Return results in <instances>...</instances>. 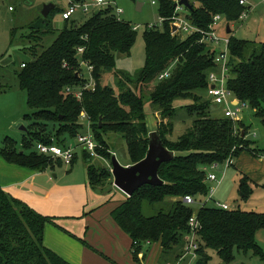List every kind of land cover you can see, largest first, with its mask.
Listing matches in <instances>:
<instances>
[{"label":"trees","instance_id":"trees-1","mask_svg":"<svg viewBox=\"0 0 264 264\" xmlns=\"http://www.w3.org/2000/svg\"><path fill=\"white\" fill-rule=\"evenodd\" d=\"M156 1L159 16L164 20L161 26L145 27L144 64L134 74L116 69L117 54L130 55L137 40L138 31L131 22L118 19L112 8H107L79 25L72 19H65L61 26L54 25L56 12L62 14L65 10L56 5L43 18V26L30 33L31 41L36 42L29 47L34 49V59L23 62L25 65L16 72L18 85L26 91L27 105L33 110L32 115H24L30 122L24 135V148L17 149L16 141L5 137L0 154L9 163L42 171L53 162L33 150L35 142L52 143L49 133L54 132L59 141L56 143L67 144V140L83 133L82 115L86 112L97 143L96 154L111 161L115 151L105 134H121L127 148V164H134L148 151V116L160 113L162 120L157 130L163 144L174 153V158L159 168L164 184L144 185L118 202L111 212L132 239L134 259L140 261V253L145 257L148 246L156 244L180 264L190 242L189 220L194 213L199 221L194 264H209L211 252L224 264H233L237 252L264 259V249L257 240L258 232L264 229V212L239 207L226 210L211 204L193 207L183 202L185 195L196 200L208 195L207 172L213 164H224L233 158L231 166H235L243 152L257 157L264 155V149L254 148L256 142L248 139L249 128L245 124L237 128V122L232 119L214 115L215 104L202 91L208 94L209 74L219 67L215 62L216 50L201 41L200 32L186 37L180 30L172 33L175 3L179 0ZM189 2L185 17L191 24L207 31L214 15L219 13L231 27L228 34L233 32L231 25L249 9L241 0ZM79 47L85 48L82 59L93 66L97 81L96 90H84L82 99L66 93L67 86L83 85L78 75ZM229 49L228 87L237 99L249 104L264 126V42L232 36ZM111 72L118 77L120 91L102 82L103 75ZM165 73L169 75L161 78ZM182 101L186 103L181 105L186 117L193 118L192 125L171 141L168 136L174 132L181 108L178 104ZM83 153L90 186L95 190H110L113 184L110 169L91 163L93 156L89 151L84 149ZM76 158L77 153L73 163ZM239 190L243 198L250 196L253 188L246 176L241 179ZM168 200L169 210L145 214L146 204H164ZM48 222H53V217L36 211L0 186V264H72L44 244Z\"/></svg>","mask_w":264,"mask_h":264},{"label":"rangeland","instance_id":"rangeland-1","mask_svg":"<svg viewBox=\"0 0 264 264\" xmlns=\"http://www.w3.org/2000/svg\"><path fill=\"white\" fill-rule=\"evenodd\" d=\"M111 1H113L117 7L124 10L121 15L122 19L131 22L133 26L137 27L138 36L130 55L118 53L116 64V69L119 72L134 74L144 64L145 42L143 32L145 27L147 24L160 22L158 4H153L151 0H140L143 2V6L141 10H139L138 2H134L133 0ZM48 3H54L60 9L68 6V0H0V148L4 147L5 137L14 139L17 149L24 148L25 130L22 129V127L27 126L28 129L30 128V122L24 119V115H32L33 110L27 105L26 91L22 90L18 85L16 72L21 69V64L23 62H30L34 59V49L29 47L34 46L36 42L31 41L30 33L36 30V28L43 26V18H46L43 14V9L45 4ZM247 4L251 6L247 15L231 25L233 32L229 34L228 37L244 38L255 43L264 42V0H247ZM244 6L247 7V5ZM185 8L184 12L187 13V7ZM97 9V7H92L88 13L77 10L76 13L73 14L72 19L76 24H82L86 19L96 13ZM182 14L185 15L184 13ZM53 20L54 25L58 23L59 26L64 22L59 12H56ZM226 24V20L222 18L219 24V34L223 37H226ZM180 33L182 34V32ZM186 34L188 33H183L182 36L186 37ZM53 39L54 36L50 38L49 44ZM102 82L113 86L116 91H120L119 80L115 73H105ZM7 85L10 87L7 88ZM202 94L206 99L209 98L207 91H202ZM231 101L236 103L237 98L232 96ZM185 104L186 103L182 101L178 106ZM212 107L214 109V115L223 116V111L220 108H217L216 105ZM185 114L186 110L181 106L177 115L178 119L175 122L174 132L168 136L171 141L177 140L178 137L192 125L193 118H187ZM241 115V119L234 121L237 122L236 127L241 128L239 124H245L249 128L247 135L248 139L256 142V145H253L254 148L259 147L264 149V126L261 120L254 114L253 109L249 106L243 108ZM161 120L162 117L160 113L150 114L148 116L149 128L157 130ZM82 130L83 133L88 132L86 124H84ZM91 132H93L92 128ZM49 134L52 137L50 139L52 142H59L54 132ZM46 135L47 134L44 133L42 135L43 138H45ZM105 138L115 151L114 154L120 163L126 165L129 159L123 136L121 134L108 133L105 134ZM66 143L76 147L75 152L77 153V158L75 162L72 165H66L56 158L46 156L48 161L53 163H50L46 169L41 171V173H44V176H46L45 181L41 177L40 184L34 189L35 194L30 196L25 191V196L31 203L30 205H36L38 207L40 202H44L46 196L50 201L49 205H53L52 209L57 213L69 212L70 214L75 213L77 215L82 213L84 203L88 201L87 190L85 189V182L88 177L87 162L83 153L84 148L78 144L77 138L69 139ZM33 150L36 151L35 148H33ZM92 156L93 160L91 163L109 168L111 171L112 166L109 158L104 159L97 154ZM262 156L263 154H259L256 158H261ZM0 159L7 162L1 154ZM259 162L260 161H255L250 155L244 154L239 159L237 168L235 166L227 168L225 164H219L216 173L218 178L221 179V182L212 183L215 187L213 198L220 203L230 205L232 208L239 207L243 210L264 212V169ZM71 170L73 174L69 175L68 171ZM244 174L250 175L251 179L248 175ZM243 176L250 179L253 188L248 198H243L239 190L240 181ZM260 176L262 177L260 178ZM112 180L114 182L113 175ZM114 186L113 183L110 187ZM116 190H118L117 195H124V192L119 188H116ZM97 191L100 192L99 189ZM19 193L23 194L24 190L20 189ZM38 195L43 196V201H39ZM204 198L205 196L199 199L203 200ZM170 203L171 201L168 200L164 204H146L144 212L147 215H154L161 209L167 211L169 210L168 206H170ZM192 206L197 207L200 206V204L197 202ZM257 240L264 249V229L258 233ZM210 254L211 259L209 264H224L215 253L211 252ZM236 255L237 259L233 264H264V259L252 253L244 254L243 252H237Z\"/></svg>","mask_w":264,"mask_h":264},{"label":"crops","instance_id":"crops-1","mask_svg":"<svg viewBox=\"0 0 264 264\" xmlns=\"http://www.w3.org/2000/svg\"><path fill=\"white\" fill-rule=\"evenodd\" d=\"M22 129L25 130V135L28 130L27 126ZM244 154L250 155L255 161H260L259 163L264 169V155L261 158H256L249 152H243L241 156ZM239 159L235 163L236 168ZM68 172L69 175L73 174L72 170ZM44 175L39 170L7 163L0 159V186L13 197L29 205L31 203L25 196V191L33 196L34 189L40 184L41 177L45 181L46 176ZM248 176L250 177V175ZM116 188L114 186L108 191L100 190L98 192L90 186L87 177L85 189L88 201L84 203L82 213L77 215L69 212L57 213L52 209L53 205H49L50 201L46 196L44 202H40L39 207L30 205L38 212L53 217V222H48L45 225L44 244L72 264H176L173 257L163 253L161 247L156 244L148 246L145 257L140 253V261L134 259L132 239L111 215L117 203L128 197L125 193L117 195ZM20 189L24 190L23 194L19 193ZM38 198L39 201H43L42 195H38ZM195 260V258H191V255H185L180 264H194Z\"/></svg>","mask_w":264,"mask_h":264},{"label":"built area","instance_id":"built-area-1","mask_svg":"<svg viewBox=\"0 0 264 264\" xmlns=\"http://www.w3.org/2000/svg\"><path fill=\"white\" fill-rule=\"evenodd\" d=\"M153 4H158L156 0H151ZM242 5H247L246 0H241L240 2ZM92 7H97V12L103 11L107 8H112L113 13L116 15L118 19H121V15L123 14L124 10L122 8L117 7L111 0H69L68 6L62 12L61 17L62 20L71 19L73 14L76 13L77 10H82L85 13H88ZM248 7V5H247ZM185 6L178 5L176 7V14L173 16L172 19V27L176 25V30H172V33H175L178 30L183 31L184 33H194L200 32L202 34V42L207 43L211 49L216 50L215 52V62L219 66L216 71H212L209 74L208 80L210 83L208 89V95L210 100L216 106H219L223 111V116L232 119L233 121L241 119L242 110L244 107L249 106L248 103L240 101L237 99L236 103L231 101V97L234 96L231 90L228 87V79H229V57H230V36L228 37V33L226 31L227 27L229 26L226 24L225 26V33L226 37H223L219 34V24L222 20L223 16L221 14H216L213 17V21L210 25L209 30L204 31L196 26H193L190 21H188L182 13L186 14ZM250 9V8H249ZM249 9H246L242 15L241 19H243ZM96 12V13H97ZM163 18H160L159 23L154 24H147V27L153 28L155 26H161L163 22ZM134 29L137 30V27L134 26ZM86 39V37H85ZM85 48L79 47L78 54L79 58V67L81 68L78 72L83 79V85L76 88V86H67L66 93L68 95H73L77 99H82L84 90H91L95 91L97 88V81L93 75V66L90 65L87 61L82 59L83 53ZM25 64H22L24 66ZM65 67H69L67 63H64ZM169 73H165L161 76V78L168 76ZM235 97V96H234ZM236 98V97H235ZM250 107V106H249ZM82 122L83 124L87 125L88 132L81 133L77 136L78 144H80L85 150L89 151L92 155L96 154V147L97 143L94 139L93 132H91V121L90 117L87 115L86 112L82 115ZM35 150L37 153L49 156L52 158H56L61 162L65 163L66 165H72L76 147H73L68 144L59 145L58 143H46L43 141L36 142ZM234 163L233 158H229L224 163L225 166L228 168ZM218 163H215L211 166L210 170L207 172V181L210 183V189L208 195L203 200H196L191 195H185L183 197V202L187 205H193L195 203H199L200 205L204 206L207 204L215 205L217 207L223 209H231L230 205L226 203H220L213 198L215 193V187L213 186V182H221V179L218 178L217 170H218ZM224 166V167H225ZM190 242L187 247L186 255H191V258L197 257V249L198 244L195 242V236L197 229L199 228V221L196 218V213H194L190 220Z\"/></svg>","mask_w":264,"mask_h":264},{"label":"water","instance_id":"water-1","mask_svg":"<svg viewBox=\"0 0 264 264\" xmlns=\"http://www.w3.org/2000/svg\"><path fill=\"white\" fill-rule=\"evenodd\" d=\"M190 8L189 0H179L175 3ZM143 2H138V9L141 10ZM56 7L54 3L45 4L43 9L44 16ZM176 25L172 30H176ZM227 32H231V27H227ZM244 135V133H243ZM174 158V153L170 151L162 141V138L156 129L150 128L149 147L146 156L130 165H123L114 154L111 158V172L114 178V185L122 190L128 197L132 196L138 189L144 185L150 184L158 186L164 184L159 176V168L162 163L169 162Z\"/></svg>","mask_w":264,"mask_h":264}]
</instances>
